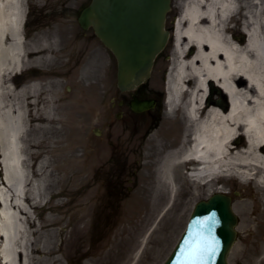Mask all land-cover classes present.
<instances>
[{"label":"bare ground","instance_id":"6f19581e","mask_svg":"<svg viewBox=\"0 0 264 264\" xmlns=\"http://www.w3.org/2000/svg\"><path fill=\"white\" fill-rule=\"evenodd\" d=\"M235 11H238L237 0L193 1L187 5L177 25V56L171 63L168 87L173 109L182 107L183 117L188 122L184 124L181 141L169 145L162 153L156 199L164 184L172 201L188 172L192 173L194 182L208 189L221 177L236 176L243 183L257 180L264 191L262 14L250 17L249 40L242 44L233 39L228 24ZM26 18L27 0H0V143L4 170L0 181V264H34L30 256L33 239L43 250L46 243L54 239L55 232L47 230L44 223L38 225L31 213L50 206L51 201L46 202V199L48 195H57V179L48 169L49 160H43L37 167L31 166L30 160L44 154V148L47 156L55 153L65 156L69 152L55 149L60 146V141L55 139L62 133L55 126L63 115L55 94L57 79L54 76L24 84L29 66L44 62L54 66L59 62V57L64 55L59 34L62 31L54 26L44 28L36 34V45L32 47L24 25ZM190 49L195 52L188 57ZM87 73L83 80L89 83L93 75L88 69ZM211 82L226 93L230 104L227 112L219 106H204ZM40 88L44 92L36 95ZM173 109L171 111L175 112ZM68 118L69 115L64 116L65 120ZM45 123L50 125L44 127ZM49 133L51 136L47 137ZM243 137L247 141L241 144ZM260 201L264 202V192ZM261 203L259 200H253V204L246 202L243 230L258 222L259 215L263 216ZM49 209L47 207L48 212ZM84 226L83 230L80 226L74 230L84 232ZM148 241L147 237L143 244L147 245ZM257 249L242 243L234 255L248 257L247 264H264V245ZM137 258L139 260V253L135 260L123 259L124 262L132 259L130 263H135Z\"/></svg>","mask_w":264,"mask_h":264},{"label":"rangeland","instance_id":"374dc122","mask_svg":"<svg viewBox=\"0 0 264 264\" xmlns=\"http://www.w3.org/2000/svg\"><path fill=\"white\" fill-rule=\"evenodd\" d=\"M87 1L27 0L28 14L24 25L28 28L32 47L36 45V34L44 28L54 26L62 31L59 34L64 55L59 57V62L54 66H49L46 62L29 66L25 72L24 84L55 76L58 83L55 92L59 102L57 106L63 112L62 120L55 126L62 130L55 139L60 141V146H55V149L58 148L60 152L69 151L65 156H57V153L47 156L44 148V154L30 160L34 167L45 159L49 160L48 169L57 179V195H48L46 199V202L51 201L50 206L32 210L31 213L38 225L44 223L47 230L55 232L54 239L46 243V250L40 249L39 242L33 239L34 243L30 248L33 263L164 264L186 229L195 205L220 192L232 198L233 210L239 219L236 227L238 240L233 246L229 262L247 264L248 257L236 258L234 253L242 243L255 251H258L259 245H264V212L263 216L257 212L258 222L251 224L245 231L242 228L246 202L253 204V200H259L261 203L263 187L259 186L257 180L243 183L240 178L232 176L220 178L213 188L208 189L194 182L192 174H187L172 201L164 184L159 198H155V186L161 180L158 163L162 159V153L169 145L181 141L187 119L183 117L182 107L173 109L175 112L172 114L168 113L173 104L169 88L164 87L167 92L165 112L167 116H173L171 121L166 118V123L174 120L173 126L169 125L168 131L154 134L147 140L143 138V133L138 135L133 130L122 129L117 118L116 101L120 97L117 60L93 29L84 31L78 22ZM246 1L248 0H237L238 11L233 12L231 20L228 21L230 30H233L231 36L233 39L234 36L243 37L244 41L238 40L242 44L248 42L252 29L247 5L255 13L262 12L261 4H254L252 0L249 3ZM260 2L263 3L262 0ZM165 26L168 29L167 24ZM262 32L264 35V29ZM169 41L170 33L165 48L156 56V60L168 49ZM176 56L175 54L173 57ZM172 61L160 59L154 66L150 81L153 80L152 83L157 84V87L163 86L161 77L165 69L172 71ZM87 69L93 75L88 79L89 83L83 80V76H88ZM46 83L49 84V81ZM220 88L222 87L218 86L216 89L220 91ZM212 91L210 84L208 95ZM42 92L44 90L40 88L36 95H41ZM185 98L189 96L185 95ZM67 109L69 113L65 114ZM64 114L69 115V118L65 120ZM49 125L45 123L44 127ZM50 136L49 133L47 137ZM246 141L243 137L241 144ZM116 148L119 150L116 156L121 157V161L126 163L125 167L131 170L129 172L135 171L136 175H117L118 179L125 182L113 187L109 183L113 182L104 176ZM1 152L0 143V181L4 172ZM69 154L71 156L67 159ZM114 167L124 166L115 162ZM125 190L129 191L128 194L123 198L119 197V193ZM108 205L111 207V214ZM251 206L253 212L254 206ZM47 207L50 208L49 212ZM260 208L264 211V202ZM83 224L84 232L74 230L79 226L83 230ZM81 233L83 236H80ZM147 237L149 243L145 245L143 243L147 241ZM138 253L139 260L137 258L135 263H130ZM125 257L132 259L124 262Z\"/></svg>","mask_w":264,"mask_h":264},{"label":"water","instance_id":"95a60500","mask_svg":"<svg viewBox=\"0 0 264 264\" xmlns=\"http://www.w3.org/2000/svg\"><path fill=\"white\" fill-rule=\"evenodd\" d=\"M170 0H93L80 23L93 26L118 60L120 88H133L149 77L169 33L165 21ZM238 218L232 200L215 194L196 205L188 227L165 264H230Z\"/></svg>","mask_w":264,"mask_h":264},{"label":"flooded vegetation","instance_id":"af4514ba","mask_svg":"<svg viewBox=\"0 0 264 264\" xmlns=\"http://www.w3.org/2000/svg\"><path fill=\"white\" fill-rule=\"evenodd\" d=\"M193 1H198V0H171V9L168 14L167 21H166L167 28H168L167 30L170 33L169 47L161 56H159L160 58H157L155 65L156 63H158L160 59L165 60V61H170V60H173V58H175L173 56L176 54V50H177L176 48L177 43H176V37H175L176 28L179 22L182 21L183 19V15L185 13L187 5ZM204 1H208L210 3V0H203V2ZM252 1L254 4H258V5L261 4L260 8L262 12L260 13L262 14V17H261L262 19L260 23H261V28L263 31L264 29V21H263L264 20V15H263L264 14V6H263L264 0H262L263 3L260 2V0H252ZM90 2L91 0H88L87 3L84 5V8L87 5H89ZM246 8L249 9L251 8V6L248 4ZM254 13H255L254 9L251 8L249 17H252ZM230 33L232 34L233 30H231ZM234 39H237V40L240 39L244 41V38L240 36H234ZM194 52H195V49H190V51L188 52V57L192 56ZM154 68H153L151 77H153ZM169 72L170 70H167L166 68L164 73L162 74L161 84H163V86L160 85V88L157 87V84L152 83L153 80L152 81L149 80L146 84L138 86L134 90L124 91V92L119 90L118 93L120 97L118 96L117 101H116L118 102L117 118L119 119L117 120L119 121V124L122 127V129L127 130V131L133 130V132H135L138 135L139 133L141 134L143 133L144 135L143 138H146L145 140H147L150 136L154 134H157V133L160 134V133H164V131H168L169 125L173 126L172 122H174V120L172 122H168V124L166 123V118H169L168 120L171 121L173 116L172 117L167 116V112H165L166 109H165V103H164L166 96H167V92L164 90V87H167L168 89L167 84H168ZM218 96L219 95L217 94L216 90L212 91V94L210 93V95L207 96L208 98L206 97L207 101L204 102L205 104L204 106L206 107L219 106L220 108L222 107L227 112L229 109L228 98L227 97L224 98L220 96L218 97ZM142 104L144 105L141 106L142 108L140 107V110L137 111L134 108L137 105H142ZM168 113L172 114L171 110H169ZM118 152L119 150L116 148V150H114V155H112V161L108 164L109 165L108 171L104 176V177H107L109 181L113 182V183L109 182L113 187L114 185H117V184L123 185L125 182V181H121V179H118V177H116L117 175H119L120 177L124 173L128 175H136L135 171H133L132 173L129 172L131 170L125 167L126 163L125 162L123 163L121 161L122 159L121 157L116 156ZM119 160L121 163L118 162ZM115 162L118 163L119 166H124V167L122 168L114 167ZM128 190L130 191V189ZM128 190L121 191V193H119V197L121 198L125 197L129 192ZM108 207L110 208L109 214H111V207L109 205Z\"/></svg>","mask_w":264,"mask_h":264}]
</instances>
